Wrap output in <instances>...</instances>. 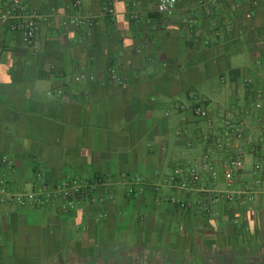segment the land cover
<instances>
[{
    "label": "crops",
    "instance_id": "0c3cea01",
    "mask_svg": "<svg viewBox=\"0 0 264 264\" xmlns=\"http://www.w3.org/2000/svg\"><path fill=\"white\" fill-rule=\"evenodd\" d=\"M24 1L41 16L35 48L0 24V158L17 167L4 176L34 190L37 173L48 184L111 176L113 200L69 214L0 206V264H264V188L204 216L151 189L127 194L121 180L139 174L153 187L201 162L197 103L216 126L231 114L246 133L264 134L252 109L264 101V0H175L169 15L156 12L158 0H111L113 20L103 0ZM74 15L96 20L89 37L69 24ZM110 62L127 76L123 86L110 80ZM257 149L239 181L264 163V142ZM214 161L212 185L225 189L223 158Z\"/></svg>",
    "mask_w": 264,
    "mask_h": 264
},
{
    "label": "built area",
    "instance_id": "2783aa9c",
    "mask_svg": "<svg viewBox=\"0 0 264 264\" xmlns=\"http://www.w3.org/2000/svg\"><path fill=\"white\" fill-rule=\"evenodd\" d=\"M201 2L214 4L213 0H201ZM79 4V0H76L71 7L76 8ZM175 8V0H158L156 12L169 15L175 11ZM102 12L110 19H114L111 0H103ZM40 19L41 16L30 10L24 0H0V24L6 25L9 31L18 33L26 48L36 47V33ZM193 22V18H189L187 25L190 27ZM69 24L82 30V37H89L90 29L94 28L97 22L94 18L74 15L69 18ZM217 34L218 31L213 29L210 35L213 37ZM208 42L209 37L206 39V43ZM82 72L80 78L84 77L85 72ZM108 76L118 86L126 83L127 76L120 73L115 66L109 67ZM252 109L261 113L258 120L264 130V101H257L252 105ZM193 113L200 123L197 137L204 147L201 162L191 167H175L160 184L153 187L139 174H122L121 180L126 193L142 195L151 189L160 200L170 203L179 210L194 208L204 216L216 214L215 205L220 200L226 204L251 203L256 194L264 188V163H255L250 167L247 181H239L238 177L246 172L248 157L259 153L257 148L264 142V134L255 138L251 133H246L243 123L231 114L222 117L220 125L216 126L213 117L201 105L196 106ZM217 156L223 158L221 177L225 189L212 185L219 178L214 161ZM16 171L17 167L12 160L6 157L0 158V206H5L9 211L26 207H51L59 214H69L84 205L94 206L113 200L111 176L69 175L48 184L42 174L37 173L36 181L40 184V188L34 190L32 184L27 182L21 183L16 188L9 185L4 173L13 175ZM162 186L183 192L185 199L164 195L161 192ZM105 216L104 212H100L95 216V221H100Z\"/></svg>",
    "mask_w": 264,
    "mask_h": 264
},
{
    "label": "trees",
    "instance_id": "16d2710c",
    "mask_svg": "<svg viewBox=\"0 0 264 264\" xmlns=\"http://www.w3.org/2000/svg\"><path fill=\"white\" fill-rule=\"evenodd\" d=\"M107 19H109V18H107ZM109 20H110V19H109ZM109 20H108V22H109ZM215 28H216V27H215ZM110 66H114V64H113L112 62H110V64L108 65L107 71H108V69H109ZM115 68H116V67H115ZM116 69H117V68H116ZM196 106H199V103L195 104V105H194V108H195Z\"/></svg>",
    "mask_w": 264,
    "mask_h": 264
}]
</instances>
